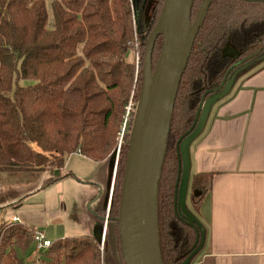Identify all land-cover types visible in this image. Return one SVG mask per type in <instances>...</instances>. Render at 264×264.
<instances>
[{
  "label": "trees",
  "instance_id": "16d2710c",
  "mask_svg": "<svg viewBox=\"0 0 264 264\" xmlns=\"http://www.w3.org/2000/svg\"><path fill=\"white\" fill-rule=\"evenodd\" d=\"M201 2L194 0L192 21ZM164 3L135 2L145 49ZM133 11L130 0H0V179L7 174L25 186L14 196L35 191L43 172L50 175L41 189L60 180L61 169L75 153L95 162L115 153L131 93L136 92L138 104L143 85V71L136 80L135 66L127 61L133 46ZM227 48L236 54L227 53ZM161 50L160 37L153 69ZM262 63L264 0H213L178 90L159 184L163 264H184L200 244L195 247V229L175 209L178 143L195 128L204 98L220 93L230 79L241 78ZM125 139L110 206L122 264L118 217L130 134ZM213 178L207 173L191 176V213L198 220ZM105 214L104 209L95 215L100 221ZM36 231L15 221L0 223V264H26L20 252L28 251ZM102 261L101 242L95 236L55 240L42 258V264Z\"/></svg>",
  "mask_w": 264,
  "mask_h": 264
},
{
  "label": "crops",
  "instance_id": "0c3cea01",
  "mask_svg": "<svg viewBox=\"0 0 264 264\" xmlns=\"http://www.w3.org/2000/svg\"><path fill=\"white\" fill-rule=\"evenodd\" d=\"M75 157L90 163L87 171L75 165ZM191 162V176L214 174L198 216L206 230L205 244L193 264H264V63L235 79L229 93L213 106L203 134L191 147ZM66 166L70 171L62 174ZM60 173L62 178L44 190L40 184L50 172H43L38 188L25 197L14 196L25 186L6 174L0 179V223L6 221L10 207H17L9 220L47 236L48 229L66 228L65 215L75 213L78 219L81 207L112 193L114 169L108 162L75 153ZM189 198L190 190L187 207ZM98 208L90 211L84 236L97 232ZM64 234L56 240L75 237Z\"/></svg>",
  "mask_w": 264,
  "mask_h": 264
},
{
  "label": "water",
  "instance_id": "95a60500",
  "mask_svg": "<svg viewBox=\"0 0 264 264\" xmlns=\"http://www.w3.org/2000/svg\"><path fill=\"white\" fill-rule=\"evenodd\" d=\"M212 1L202 0L192 21L194 0H165L160 19L148 39L144 53L143 85L130 133L118 217L124 264H163L158 212L159 184L178 90ZM160 37L162 50L153 69V52ZM234 80L235 77L230 79L220 93L203 99L195 128L177 146L180 171L175 209L195 229V247L200 242L198 249L184 264H191L192 257L202 250L206 239L204 226L187 207L192 169L191 147L203 134L213 106L229 93ZM103 233L104 227L98 225L94 236L101 242Z\"/></svg>",
  "mask_w": 264,
  "mask_h": 264
},
{
  "label": "rangeland",
  "instance_id": "374dc122",
  "mask_svg": "<svg viewBox=\"0 0 264 264\" xmlns=\"http://www.w3.org/2000/svg\"><path fill=\"white\" fill-rule=\"evenodd\" d=\"M136 1L137 0H130L132 11H133V8L135 6ZM153 1L154 0H150V4H153ZM50 11H51V9H50ZM51 13H52V11H51ZM133 31H134L133 46H132V49L130 50L129 57H128L127 61L135 66L136 80H137L139 72L143 71V63H144L143 59H144L145 47H142V45H141V39H140L138 24H137V20H136V16L134 14V11H133ZM226 50H229V51H227V53H231L233 56L236 54V51L232 48H227ZM136 80H135V82H136ZM24 83H27V82L24 81ZM134 89H135V87H134ZM137 106H138V104L136 103V92L133 91L131 93L130 102H129V105L127 107L126 119H125V122L121 126V132L119 133V136L117 139V141H118L117 146L118 147L115 151V152H117L116 156L112 159V156H113L112 155L111 157H109L105 161H103V162H108L109 165L113 166V168H114L113 178H115V173H116V169L118 166V161L120 159V155H119L118 151L120 152V150H119L120 146L124 145L127 142V139H125L126 134L129 135L131 133V129H132L133 121H134L133 113L134 114L136 113ZM132 118H133V121H132ZM131 122H132V125H131ZM70 160L68 161V164H69ZM73 162L75 163V165H78V167L83 168L84 171H87V169L89 168L88 167L89 165H87V164H90V163H85V161H81V160L77 159V157L73 158ZM90 169L92 171L94 170L92 166H90ZM69 171L70 170H69L68 166H66V168L63 170L62 174H68ZM82 175H87V174L82 173ZM49 188H46L44 190H48ZM61 188H62L61 186H58L59 192L61 191ZM112 192H113V189H112ZM110 195L108 194V197H106V198L100 197L99 200H97L96 202H94V203L91 202V204H87L84 207H81V208H83V212H82V216H79L78 219L76 217L77 214H75V213H73L74 215L72 217H70L69 214H67V217L65 215V219H66L65 226H66V228L65 229L61 228V230H59V232H54V230L48 229L47 236L46 235L45 236L51 242H53L56 239L65 235L64 233H71V234H69V236H84L87 233L86 229H88V227H89V222H90L89 217L91 218V212H93L97 207H99L97 209V211L105 209L106 214H105L104 218L100 219V221L97 219V223H98L97 225H101L104 227L106 219L109 218V221H107V236H106L107 240H106L104 251H102V254H103L102 264H122L121 258H120V253L118 251V243H117L115 225H110V210H108V207H109V203L112 200L111 199L112 193ZM189 202H190V198H189ZM66 206L68 207L69 204L67 203ZM188 208H189L190 212L193 210L191 208L190 203H189ZM16 210H17V207H15V208L10 207V209L8 210L9 213L6 214V222H9V221L11 222V220H9V219L13 216V212H15ZM7 220H9V221H7ZM71 222H72V224H71ZM20 255H21V257H23L25 259L26 264H36L39 259H40L39 262H41L40 264H42V258H45V254L39 255V254L35 253L34 244H31V246L27 252L24 253L21 251Z\"/></svg>",
  "mask_w": 264,
  "mask_h": 264
},
{
  "label": "built area",
  "instance_id": "2783aa9c",
  "mask_svg": "<svg viewBox=\"0 0 264 264\" xmlns=\"http://www.w3.org/2000/svg\"><path fill=\"white\" fill-rule=\"evenodd\" d=\"M110 206H111V202L109 203L108 210H110ZM106 236H107V221L105 222V226H104V233L101 241V251H104L107 240ZM33 244H34L35 253L39 255L45 254L47 251H49V249L52 246V242L49 239H47V237L42 231H36L33 238ZM39 260L37 261L36 264H40Z\"/></svg>",
  "mask_w": 264,
  "mask_h": 264
},
{
  "label": "flooded vegetation",
  "instance_id": "af4514ba",
  "mask_svg": "<svg viewBox=\"0 0 264 264\" xmlns=\"http://www.w3.org/2000/svg\"><path fill=\"white\" fill-rule=\"evenodd\" d=\"M227 51H229V50H227ZM229 54H231V53H229ZM232 55V54H231Z\"/></svg>",
  "mask_w": 264,
  "mask_h": 264
}]
</instances>
